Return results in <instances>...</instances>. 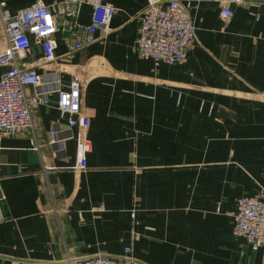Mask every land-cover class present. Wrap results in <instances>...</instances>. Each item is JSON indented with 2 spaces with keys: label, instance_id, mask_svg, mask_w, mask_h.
<instances>
[{
  "label": "crops",
  "instance_id": "1",
  "mask_svg": "<svg viewBox=\"0 0 264 264\" xmlns=\"http://www.w3.org/2000/svg\"><path fill=\"white\" fill-rule=\"evenodd\" d=\"M32 1L5 3L12 12ZM105 1L114 13L103 38L67 53L57 32L52 60L35 65L57 69L63 87L78 79L85 124L67 128L50 92L29 107L32 131L0 138V264H65L127 245L143 264H264V247L233 234L227 213L233 197L264 189V0L228 3L227 21L219 0H179L192 43L184 62L155 66L135 53L144 0ZM88 10L80 4L79 22ZM42 54L30 37L16 63ZM51 126L72 136L49 143Z\"/></svg>",
  "mask_w": 264,
  "mask_h": 264
},
{
  "label": "built area",
  "instance_id": "2",
  "mask_svg": "<svg viewBox=\"0 0 264 264\" xmlns=\"http://www.w3.org/2000/svg\"><path fill=\"white\" fill-rule=\"evenodd\" d=\"M244 0H219V16L227 21L231 15L228 3ZM89 3V18L86 23L78 20L81 3ZM185 4L179 0H144L138 9L135 53L152 60L153 66L160 62L166 64L182 63L188 46L192 43L194 25L189 19ZM114 13L110 2L105 0H60L44 3L33 0L12 12L5 0H0V30L5 45L0 49V138L18 131H32L29 107L33 103L44 102L52 92L55 107L65 115L67 128L85 124L81 111V86L77 78L63 87L57 69L36 72L35 65L49 63L50 49L54 34L66 36V52L78 49L88 42L103 38L110 30L109 21ZM264 38V32L259 33ZM30 37L43 47V54L34 60L35 64L19 66L16 61L30 43ZM31 86V92L25 86ZM49 129V143L61 141L72 136L67 133L56 136V128ZM75 166H85L84 153L88 150L83 132L76 135ZM31 146L38 149L32 133ZM4 196L0 193V200ZM216 207V206H215ZM216 210L219 208L216 207ZM130 208V215L133 216ZM230 216L231 231L245 239L251 250L264 247V189L242 193L233 197L227 211ZM4 219L0 213V222ZM130 246H124L122 255L94 254L93 256L72 258L65 256V264H143L130 256Z\"/></svg>",
  "mask_w": 264,
  "mask_h": 264
}]
</instances>
